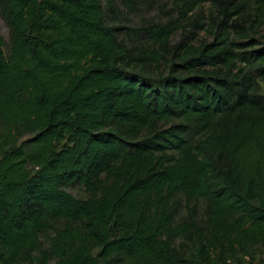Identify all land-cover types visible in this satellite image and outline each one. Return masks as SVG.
Masks as SVG:
<instances>
[{"label": "trees", "instance_id": "trees-1", "mask_svg": "<svg viewBox=\"0 0 264 264\" xmlns=\"http://www.w3.org/2000/svg\"><path fill=\"white\" fill-rule=\"evenodd\" d=\"M103 1L0 0V264H255L264 0H170L133 47Z\"/></svg>", "mask_w": 264, "mask_h": 264}, {"label": "rangeland", "instance_id": "rangeland-1", "mask_svg": "<svg viewBox=\"0 0 264 264\" xmlns=\"http://www.w3.org/2000/svg\"><path fill=\"white\" fill-rule=\"evenodd\" d=\"M112 2L115 13L108 14V24L122 28V30L118 32V36L128 47L147 45L146 39L143 36L138 35L139 29L152 24H165L172 15V5L170 0H142L136 3L134 9L126 8L122 0H112ZM103 4H105V0L103 1ZM203 7V9H207L208 5H204ZM185 30H190L192 32V35H187L185 39L186 44L197 46L202 40L210 41V38H208L202 31L190 29L189 27H185ZM185 32L184 29H179L172 33L168 38L169 45L174 46L179 42H182ZM0 35L5 40L7 39V30L1 19ZM254 37L264 46V28L259 29ZM178 62L179 61L171 54L161 52L159 62L151 64L148 68L150 73L152 72L153 74H162L166 76L171 71V65H177ZM67 191L76 198L86 197V193L81 186L68 188ZM258 255L260 256L257 257L255 264H262L264 261L263 255L259 252ZM259 258L260 260H258Z\"/></svg>", "mask_w": 264, "mask_h": 264}]
</instances>
